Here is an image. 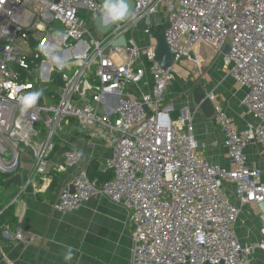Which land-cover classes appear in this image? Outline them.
Masks as SVG:
<instances>
[{
    "label": "built area",
    "instance_id": "built-area-1",
    "mask_svg": "<svg viewBox=\"0 0 264 264\" xmlns=\"http://www.w3.org/2000/svg\"><path fill=\"white\" fill-rule=\"evenodd\" d=\"M133 3L129 18L103 34L94 27L103 11L98 0H0V172L13 174L28 149L33 178L27 182L36 192L46 189L78 163V152L69 149L45 173L58 134L74 122L104 140L112 176L101 182L79 166L60 188L56 211H73L97 195L127 207L132 264H250L255 249H264V216L258 244H242L234 224L241 205L264 201V168L250 165L245 154L251 143L264 152V0ZM83 14H92L90 26ZM161 23L173 64H198L204 44L246 89L240 103L251 121L242 127L206 93L231 168L200 155L188 107L171 118L166 93L173 64L162 68L154 53L152 27ZM120 35L126 45L114 46ZM140 85L149 88L134 95ZM11 236L29 241L20 228Z\"/></svg>",
    "mask_w": 264,
    "mask_h": 264
},
{
    "label": "crops",
    "instance_id": "crops-1",
    "mask_svg": "<svg viewBox=\"0 0 264 264\" xmlns=\"http://www.w3.org/2000/svg\"><path fill=\"white\" fill-rule=\"evenodd\" d=\"M135 36L138 38L137 34ZM197 55L201 76L207 73L213 76L212 79L207 76L201 78L203 85L199 88L206 93L215 91L206 87L208 83L222 88L227 96L225 103L228 104L221 102V106L234 118L237 126L242 127L246 122L251 121V116L244 112L246 110L240 104L246 89L236 83L238 89L235 90V81L228 72L221 73L225 68L221 55L215 54L204 44H199L197 47ZM185 61L187 60L183 62ZM188 75L186 72L180 78L175 73L172 84L176 83L180 90L173 89L172 85L167 90L166 102L173 107L171 118L176 119L179 109L183 106L188 107L192 115L193 134L200 155L215 164L231 168L227 150L222 143L220 127L215 123L213 116L205 118L202 115L193 103L191 95L188 94L190 86L191 90L196 88L192 87L196 78L190 76L187 79ZM146 76L150 81L148 72ZM183 84L186 86L183 87ZM134 88V95H138L142 89L147 90L149 87L140 85L137 89ZM238 93H242L240 97ZM235 98H239V104L236 103ZM77 126L74 122L70 123L56 139L55 149L50 155L51 163L61 162L64 152L69 149L78 152L79 160L76 166L69 167L56 175V186L51 192H44L48 187L37 192L33 189L30 183L33 178L32 156L28 149L21 151L19 167L11 174V176L19 175L20 183L11 181L0 186L1 199L8 201L6 205L0 207V211L13 202L16 217V223L9 225L8 233H2V224L0 225V264H132V228L128 222L127 207L111 201L106 196L97 195L70 212L61 213L53 208L60 188L79 166L87 168L90 162L94 161L98 168L103 170L111 154L102 138L91 136L81 127L77 129ZM245 154L250 165L264 168V152L258 144H248ZM28 180L30 182H27ZM225 184L231 195L232 186L228 182ZM21 186L24 187L23 191L18 194ZM262 216L256 202L240 206L234 228L242 244H258L261 241L259 228ZM16 228H20L29 237L28 242L15 240L11 236ZM249 263L264 264V249L256 248L249 257Z\"/></svg>",
    "mask_w": 264,
    "mask_h": 264
},
{
    "label": "water",
    "instance_id": "water-1",
    "mask_svg": "<svg viewBox=\"0 0 264 264\" xmlns=\"http://www.w3.org/2000/svg\"><path fill=\"white\" fill-rule=\"evenodd\" d=\"M103 3V11L102 13L95 19L94 21V27L95 29L100 32V33H106V31L114 24L120 22V21H125L129 18L130 13L133 8V0H126L127 2V11L125 14L119 18L115 19H110L108 16V10L104 7L105 0H98ZM167 27V24H164L161 29L153 34V38L155 40V48H154V53H155V60L156 62L162 67V68H167L173 64V54L170 53L169 51V46L165 40V34H164V29ZM113 45H126V40L124 35H120L113 41ZM229 50L228 46H225L223 49V53H227ZM191 98L193 103L196 105V107L200 110L202 115L205 118H211L213 116V106L211 101L206 97V92L199 88L196 87L192 89L191 91ZM53 166V163H48L47 168L45 170V173H49L51 167ZM11 181H16L20 183V178L19 175H12L10 176L6 182L9 183ZM261 212L264 216V201L258 203Z\"/></svg>",
    "mask_w": 264,
    "mask_h": 264
},
{
    "label": "rangeland",
    "instance_id": "rangeland-1",
    "mask_svg": "<svg viewBox=\"0 0 264 264\" xmlns=\"http://www.w3.org/2000/svg\"><path fill=\"white\" fill-rule=\"evenodd\" d=\"M82 17H84L85 18V20H86V22H87V25H91V23H93V16H92V14H83L82 15ZM135 32V34H137L138 35V40H137V42L139 43V46H141V45H143V43H144V41H145V37H144V35L142 34V32H141V28H137L136 29V31H134ZM93 35H95L96 36V33L95 32H93ZM83 39H86V40H88V38L87 37H83ZM185 59H181V60H179V61H177V62H175L174 64H173V71H174V73H176L177 74V77H180L181 78V76H182V74H184V73H188L189 75H188V77H187V79L191 76L192 78H196L195 79V82L194 81H192V82H194V84H192V87L194 88V87H199V86H201V85H203V81H202V79H203V77H205L206 78V76L207 77H209V78H213V76L211 75V74H209V73H207V75H204V76H201V74H200V72H199V67H198V65L196 64H194V63H192V62H188V61H185V62H183ZM213 61V60H212ZM219 64H221V63H219ZM222 66H220V68H221ZM222 68H224V67H222ZM228 71H227V69L226 68H224V70H222L221 71V73H227ZM204 74V73H203ZM226 76H228V75H226ZM191 78V79H192ZM202 78V79H201ZM26 80H28V81H32V79H30V78H26ZM172 85V84H171ZM170 85V86H171ZM186 85L185 84H183V87H185ZM211 86V87H210ZM234 86H235V90L236 89H238V85L236 84V82L234 83ZM189 87V86H188ZM207 88H210V89H212V91H214V92H217V94L216 93H214L215 95H217V99H218V101L220 102V104L222 105V103L224 102V104H228L227 102L225 103V98H227V96L224 94V91H223V89L222 88H220V87H218V86H215V85H213L212 83H208L207 84V86H206ZM224 88H225V86H223ZM235 90H233V92H236ZM241 90H243V89H241ZM191 86H190V88H189V90H188V94L189 95H191ZM239 94V93H238ZM240 94H242V93H240ZM240 94H239V97H240ZM239 99V98H238ZM237 98H235V100H236V103L237 104H239V100H238ZM222 102V103H221ZM241 104V103H240ZM242 105V104H241ZM244 110V109H243ZM244 112H246V111H244ZM247 114V113H246ZM78 128L77 129H79L80 128V125H78L77 126Z\"/></svg>",
    "mask_w": 264,
    "mask_h": 264
},
{
    "label": "trees",
    "instance_id": "trees-1",
    "mask_svg": "<svg viewBox=\"0 0 264 264\" xmlns=\"http://www.w3.org/2000/svg\"><path fill=\"white\" fill-rule=\"evenodd\" d=\"M163 24H156L155 26L152 27V33L158 32ZM173 89H179L180 87L177 86L176 83L172 84ZM87 173L90 178H98L99 181H106L112 176V171L109 168H105L103 170H100L96 163L94 161H91L89 166L86 168ZM11 176L10 173H5V172H0V186H4L7 184L6 180ZM56 177H53L52 182L48 186V188L44 191L45 193L51 192L54 187L56 186ZM8 201H3L1 199V192H0V207H3L4 205L7 204ZM9 224V225H14L16 223V217L14 215V203H10L4 210L0 211V225L1 224Z\"/></svg>",
    "mask_w": 264,
    "mask_h": 264
},
{
    "label": "clouds",
    "instance_id": "clouds-1",
    "mask_svg": "<svg viewBox=\"0 0 264 264\" xmlns=\"http://www.w3.org/2000/svg\"><path fill=\"white\" fill-rule=\"evenodd\" d=\"M104 7L108 10L110 20L123 16L127 11L128 5L126 0H105Z\"/></svg>",
    "mask_w": 264,
    "mask_h": 264
}]
</instances>
